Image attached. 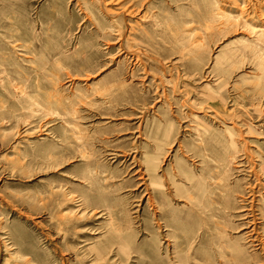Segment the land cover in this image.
<instances>
[{
	"label": "rangeland",
	"instance_id": "374dc122",
	"mask_svg": "<svg viewBox=\"0 0 264 264\" xmlns=\"http://www.w3.org/2000/svg\"><path fill=\"white\" fill-rule=\"evenodd\" d=\"M263 4L0 0V264H264Z\"/></svg>",
	"mask_w": 264,
	"mask_h": 264
},
{
	"label": "bare ground",
	"instance_id": "6f19581e",
	"mask_svg": "<svg viewBox=\"0 0 264 264\" xmlns=\"http://www.w3.org/2000/svg\"><path fill=\"white\" fill-rule=\"evenodd\" d=\"M263 5H264V4H263ZM261 15H262V13H261ZM262 17H264V12H263V15H262ZM261 29H264V28H261ZM261 29H260V30H261Z\"/></svg>",
	"mask_w": 264,
	"mask_h": 264
}]
</instances>
